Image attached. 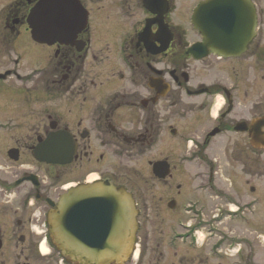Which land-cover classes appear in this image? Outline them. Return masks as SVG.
<instances>
[{"label":"flooded vegetation","instance_id":"flooded-vegetation-1","mask_svg":"<svg viewBox=\"0 0 264 264\" xmlns=\"http://www.w3.org/2000/svg\"><path fill=\"white\" fill-rule=\"evenodd\" d=\"M39 1L0 0V264H85L78 244L97 249L113 212L110 197L81 195L105 188L80 186L104 181L132 200L125 264L163 259L144 250L151 214L176 240L188 233L194 256L181 263L264 264V0H250L256 34L241 53L204 45L192 24L202 0L190 31L173 22L176 0H79L86 26L43 41L28 21ZM57 133L72 161L37 159ZM71 188L72 260L49 224Z\"/></svg>","mask_w":264,"mask_h":264},{"label":"water","instance_id":"water-1","mask_svg":"<svg viewBox=\"0 0 264 264\" xmlns=\"http://www.w3.org/2000/svg\"><path fill=\"white\" fill-rule=\"evenodd\" d=\"M161 10L163 7L161 1ZM162 13V11H161ZM29 24L33 36L38 40L63 39L86 26L87 11L79 0H40L31 10ZM193 24L201 30L208 48L219 52H241L256 33L257 17L250 0H204L194 10ZM162 26V24H161ZM61 28H65L60 30ZM73 146L70 137L63 134L49 135L47 141L39 144L33 154L48 163L67 164L72 161ZM80 187H103L106 192L85 191L81 195H105L110 197L113 212L112 223L106 225L110 237L100 243L99 249L78 247L81 253L91 256L81 257L85 264H122L126 261L136 231L132 200L125 193L117 191L112 183L95 182ZM77 189L72 188L63 195L57 209L50 212L51 235L57 246L72 259L75 251V197ZM100 251V252H99Z\"/></svg>","mask_w":264,"mask_h":264},{"label":"rangeland","instance_id":"rangeland-1","mask_svg":"<svg viewBox=\"0 0 264 264\" xmlns=\"http://www.w3.org/2000/svg\"><path fill=\"white\" fill-rule=\"evenodd\" d=\"M176 8L173 12V22H175V24L179 25L180 27H182L183 29H186L188 31H190L192 29L191 26V10L192 7L194 6V0H176ZM6 106V105H5ZM12 107H18L19 104L15 103L13 105H11ZM1 111V110H0ZM179 125V128L181 130L182 126L185 125V121H179L177 123ZM179 138H176V146L178 147L179 153H183L184 152V147H180L179 145ZM4 159H3V155L0 154V163H3ZM184 170V168L182 169V171ZM259 230V233H262V236L264 235V227H263V223L261 222V226H258L257 228ZM184 232L182 234V236L184 237V240H186V235L188 234L187 232H185V229H183ZM142 236H143V240H144V250H154L156 252H163V259H161L160 264H172V262H175L176 264H185V263H181L180 262V258L183 255H187L192 253V255L194 256V249L191 250V248L186 244L187 241H181V239L177 240L175 239V237L172 234V228L171 226H162L161 224L157 223V221L154 219V215H150V221L149 223L146 225L144 224V226H142ZM255 236H257L255 234ZM175 239V242H174ZM259 240L262 241V244H264V239L262 237L259 238ZM186 244V245H185ZM193 244V242H192ZM191 250V251H190ZM264 250V248H263ZM46 251V250H45ZM174 251H177V254L175 256H173ZM258 258L260 261H264V251L262 252V254L260 255L258 252ZM213 259V258H211ZM209 263H214L212 260H210ZM195 264H197L195 262Z\"/></svg>","mask_w":264,"mask_h":264},{"label":"bare ground","instance_id":"bare-ground-1","mask_svg":"<svg viewBox=\"0 0 264 264\" xmlns=\"http://www.w3.org/2000/svg\"><path fill=\"white\" fill-rule=\"evenodd\" d=\"M43 250L45 251L46 249H45V248H43Z\"/></svg>","mask_w":264,"mask_h":264}]
</instances>
